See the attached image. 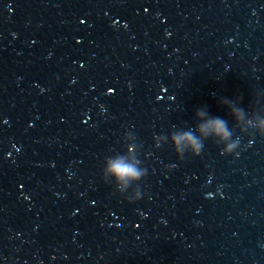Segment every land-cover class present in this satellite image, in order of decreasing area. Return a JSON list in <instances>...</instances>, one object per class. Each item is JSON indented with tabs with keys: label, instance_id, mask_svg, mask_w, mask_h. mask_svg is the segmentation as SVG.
Listing matches in <instances>:
<instances>
[{
	"label": "water",
	"instance_id": "1",
	"mask_svg": "<svg viewBox=\"0 0 264 264\" xmlns=\"http://www.w3.org/2000/svg\"><path fill=\"white\" fill-rule=\"evenodd\" d=\"M262 124L264 0H0V264H264Z\"/></svg>",
	"mask_w": 264,
	"mask_h": 264
},
{
	"label": "clouds",
	"instance_id": "2",
	"mask_svg": "<svg viewBox=\"0 0 264 264\" xmlns=\"http://www.w3.org/2000/svg\"><path fill=\"white\" fill-rule=\"evenodd\" d=\"M199 115L203 116L204 113H198ZM239 116V112L236 113ZM264 126V124H262ZM200 131L202 132H209L211 131L215 135L221 137V140L227 141L231 133L228 131L226 123L223 119L214 118L207 121L206 124L200 127ZM174 143L176 145L185 144L188 149L191 151V154L194 156H199L201 154L203 145L198 141V139L190 132L184 133L182 136H177L174 138ZM240 143L236 141H232L231 143H227L224 148L221 150L222 155H232L235 154L236 157L239 156V152L237 151ZM178 159L181 161L184 159V156H177ZM110 171L117 177L118 180L126 181L130 179H138L141 175H146V170L141 172L140 170L136 169L132 165L125 164L122 161H116L111 165ZM141 197H137L134 201L139 200Z\"/></svg>",
	"mask_w": 264,
	"mask_h": 264
}]
</instances>
